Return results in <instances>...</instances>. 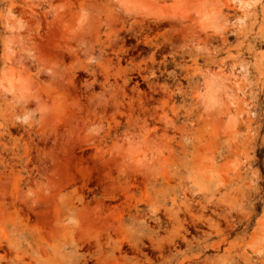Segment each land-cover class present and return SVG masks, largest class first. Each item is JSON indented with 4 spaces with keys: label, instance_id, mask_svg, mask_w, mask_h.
Returning <instances> with one entry per match:
<instances>
[{
    "label": "rangeland",
    "instance_id": "1",
    "mask_svg": "<svg viewBox=\"0 0 264 264\" xmlns=\"http://www.w3.org/2000/svg\"><path fill=\"white\" fill-rule=\"evenodd\" d=\"M0 264H264V0H0Z\"/></svg>",
    "mask_w": 264,
    "mask_h": 264
},
{
    "label": "bare ground",
    "instance_id": "2",
    "mask_svg": "<svg viewBox=\"0 0 264 264\" xmlns=\"http://www.w3.org/2000/svg\"><path fill=\"white\" fill-rule=\"evenodd\" d=\"M142 6H143V5H142ZM143 7L152 10V8H150V7H148V6H143ZM150 10H149V11H150ZM153 11H154V13H155V12L158 13L159 11H162V9H161V8H160V9L157 8L156 11H155V9H153ZM4 81H5L6 85H7V87L9 88V90H15V83H14V81H13L12 78H4ZM17 89H19V90H24V88H22V87L19 86V85L17 86ZM212 95H214L213 92H212Z\"/></svg>",
    "mask_w": 264,
    "mask_h": 264
}]
</instances>
